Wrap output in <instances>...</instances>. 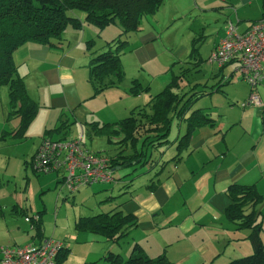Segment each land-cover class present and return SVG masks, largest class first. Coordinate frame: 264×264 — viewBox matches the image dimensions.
Here are the masks:
<instances>
[{
  "label": "crops",
  "instance_id": "crops-1",
  "mask_svg": "<svg viewBox=\"0 0 264 264\" xmlns=\"http://www.w3.org/2000/svg\"><path fill=\"white\" fill-rule=\"evenodd\" d=\"M193 1L204 18L207 14L218 22L213 12L222 16V27L216 29L207 55L224 35L227 20L242 32L261 19L264 12L262 0ZM207 27L209 24H200L204 31ZM153 36L151 32L141 37L144 50L151 57L155 56L153 44L149 43ZM16 60L24 70L20 72L25 75L27 90L31 75L34 73L39 78L35 85L30 81L31 88L37 92L34 98L38 103L44 100L43 108L51 109L57 115V122L63 121L67 111H75L82 102L87 109L92 108L91 102H86L88 95L82 80L74 75L76 59L70 56L68 44L61 48L27 44L17 52ZM238 66L230 62L220 70L216 67L211 75L217 79L216 83L220 81L218 86L221 87L210 89L198 99L197 108H205L212 122L194 131L179 161L173 160L176 135L168 148L153 153L159 160L153 164L158 168L155 173L153 170L146 178L137 176L112 183L114 193L119 192L109 194L106 199L110 201L109 197L114 196V206L120 205L124 212L137 217L136 227L125 238V250L138 243L149 256L165 251L173 264H226L238 256L230 252L223 257L227 244L244 239L243 250L250 252L252 248L247 238L250 230L235 229L224 214L228 204L226 190L235 183L254 186L263 197L257 219L261 223L259 235L264 244V111L252 104L241 106L252 90L238 74ZM255 90L264 106V68ZM140 104L133 101L123 110L128 112L132 106ZM114 116L118 115L109 111L106 122L118 118ZM92 121L96 120L90 119L84 124ZM2 131L5 130L1 128L0 133ZM164 160L167 162L160 167ZM106 248L109 246H105L103 253ZM119 248L117 251L122 252V246ZM109 249L114 251L112 246Z\"/></svg>",
  "mask_w": 264,
  "mask_h": 264
},
{
  "label": "trees",
  "instance_id": "trees-1",
  "mask_svg": "<svg viewBox=\"0 0 264 264\" xmlns=\"http://www.w3.org/2000/svg\"><path fill=\"white\" fill-rule=\"evenodd\" d=\"M164 1L0 0V87H7L8 105L10 107L8 118H18V126L14 131H2L0 138L5 139L7 135L17 139L24 137L40 107L39 103L28 94L24 80L25 75L20 72V64L16 60V54L19 50L31 43L47 48L63 47L67 43L62 34L68 25L75 29H81L83 23H86L98 29H103L108 25L117 24L120 28V33L108 41L105 44L106 46H102L101 49L103 47L105 49L96 55L92 56L97 50L90 51L88 48L92 42L87 40L86 43L88 44L86 48L90 51L87 64L89 69L87 81L94 89L93 94L96 95L106 88L118 87L123 81L124 71L120 55L125 52V49L130 44L124 35L128 36L129 33L139 32L142 27L141 22L143 18L147 19L154 16ZM262 5L264 7V0H262ZM75 11L80 12L79 15L73 14ZM229 24H233L237 29L235 23L227 20L224 35L215 43L211 52L204 59L198 56L199 48L196 45L197 39L200 38L203 42L207 34L191 38V48L188 57L189 59L194 58V62H191L192 60L186 61L193 63L195 67L201 66L204 61L210 65H215L219 70L230 62L238 63V74L251 87V96L253 93H257L255 88L262 79L264 63L258 81L254 85H251L240 71L241 62L238 58L229 59L222 65L216 62H209L212 53L217 51L221 40L226 36ZM248 28L242 32H238L237 30V32L242 34ZM202 30L204 31V29ZM190 69L181 67L179 73L171 75L168 83L160 91L151 95L146 103L132 106L127 116L112 122H103L102 124L97 121L86 124V133L90 139L92 137H104L108 145L113 146L115 153L112 156L104 154L103 151H94L86 148L82 142V137L74 138L80 139L81 146L86 153L91 152L105 156L107 168L112 177V181L105 184L117 182V179L115 180L113 176V172L123 166L135 167L149 164V172L154 170L155 173L158 168H155L156 166L153 167V164L159 160L156 157L154 158L153 152L158 150L162 152L172 143L173 140L168 139V136L174 119L184 122V133L178 135L175 139L177 142L175 155L173 156L174 161H179L182 158V154L188 148L189 139L194 131L198 127L212 122V118L205 112V108H194L192 110L191 108L198 99L208 94L210 89H220L221 86H218L220 81L211 85V88H207L205 82H191L189 81ZM185 78L188 80L183 84ZM186 86L189 90L185 91L184 88ZM147 89L148 86H143L139 81L133 79L131 80L128 93L131 96H138ZM250 96L247 102L241 103V106H245L246 104L256 106L249 102ZM259 108L264 111L263 103ZM190 110L191 112L189 113ZM68 125V122L62 121L60 125L46 129L41 141L46 136L51 137L53 133H59L63 127L65 128ZM61 139L64 138H52V140ZM39 145L31 156L30 164L32 165L36 162L35 157ZM166 162L167 160H164L160 164V167ZM60 169H51L49 171L35 170L40 173L53 171L57 173ZM124 175L126 176L127 174ZM65 179L66 174L64 172L61 181L58 182L63 183L71 193L78 191L83 186L94 184L88 182L78 186L76 189H70L66 185ZM226 196L228 204L224 210L225 217L233 224L235 229L250 230L247 238L252 248L250 254L232 258L226 264H264V244L259 235L261 223L257 219V209L259 204L263 202V197L254 186L236 183L228 186ZM12 208L15 212L17 205H13ZM1 213L2 206L0 204ZM20 214H25V212L23 211ZM262 214L264 216V213ZM25 216V218L29 219L30 229L35 230V235H32V238L36 237V240L32 239L28 242L34 243L40 241L45 236L51 237L45 235L42 229L43 220L41 212L31 216L25 214ZM136 225L137 217L131 212H124L120 208V205H116L105 212L79 217L74 224V228L77 231L99 235L103 243L110 248V244H118L122 239H125ZM54 239L57 240L56 238ZM57 241L61 245L55 255V262L56 264H60L64 258L66 259L69 248L67 245L65 246L64 241ZM109 248H106L100 257L104 261V264H173L165 251L155 256H149L138 243H134L131 246L126 258L122 256L120 251H113Z\"/></svg>",
  "mask_w": 264,
  "mask_h": 264
},
{
  "label": "rangeland",
  "instance_id": "rangeland-1",
  "mask_svg": "<svg viewBox=\"0 0 264 264\" xmlns=\"http://www.w3.org/2000/svg\"><path fill=\"white\" fill-rule=\"evenodd\" d=\"M180 12L182 14H179ZM79 13L73 12L75 15H79ZM213 15L219 18L218 22H214L207 14L204 18V15H201V12L195 7L193 0H165L154 16L147 19L143 18L139 32L129 33L128 36L124 35L130 44L125 52L120 55L124 71L123 81L118 87L106 88L96 95L93 94L94 89L87 81L89 69L86 64L89 61V52L97 50L92 54L94 56L105 49L104 47L101 49V47L106 46L108 41L115 38L120 33V28L117 24L108 25L103 29L86 23H83L81 29H75L68 25L63 31L62 37L68 44L70 56L76 59L73 66L75 67L74 75L77 79L82 80L86 95H88L86 102H91L89 105L94 112L91 113V109H87V105L82 102L75 111H67L63 121L68 122V126L63 127L59 133H53L51 137H46L51 139L64 138L61 140L82 137V142L86 148L103 151L104 154L112 156L115 153L113 146H109L104 137H92L90 139L87 136V128L84 123L90 119L96 121L99 119V123L102 124L106 122L105 119H107L109 111L118 115L114 116L118 117L116 119L127 116L128 112L123 110V107H130L133 101L146 103L151 95L160 91L168 83L171 75L179 73L181 67L191 68L189 81L205 82L207 88H211V85L217 81L215 77L211 76L213 72H216V66L203 61L201 66L195 67L191 63L194 62V58L189 59L188 54L191 48V38L207 34L203 42L202 39H197L196 45L199 48L198 56L202 59L206 57L209 51L208 46L211 47L213 44L216 29L222 27V16L214 12ZM202 22L206 23L207 26L209 24L205 31L200 28ZM210 25L212 26L210 27ZM151 32L154 36L149 43L153 44L154 57L145 52L141 40L142 36ZM87 40L92 42L90 46L86 44ZM86 46L90 51L87 50ZM186 60L192 61L189 63ZM20 69L24 71L22 67ZM207 77L211 78L206 80ZM133 79L139 81L143 86H148L147 90L135 98L126 94L129 92ZM187 80L185 78L183 84ZM30 81L35 85L39 78L33 73ZM30 81L28 94L38 102L34 98L37 94L36 89L31 88ZM187 89L186 86L184 90ZM129 100L131 101L129 102ZM43 101V99L40 100L39 108L41 109L37 112L24 137L17 139L7 135L5 139L0 138V204L2 206L0 246L23 244L36 239V237L32 238V235H35V230L30 229V222L24 218L26 217L25 214L31 216L41 212L42 229L45 235L64 241L69 248L66 259L64 258L60 264H104L100 257L106 244L100 239L101 237L93 233L77 231L74 224L79 217L109 210L114 206L115 198L114 196L109 197L110 201L106 198L109 194H118L119 191L114 193L116 189L112 183H94L71 193L63 183L58 182L64 175V168L57 173L55 171L40 173L34 169L33 165L30 164V159L45 135V130L62 123V121L57 122V115L53 114L51 109L43 108ZM199 104L200 102L197 100L191 110L197 108ZM9 109L7 87L2 86L0 87V130L3 128L6 132L14 131L18 126L17 117L8 118ZM178 122L176 119L173 120L168 139L174 140L176 135L184 133V122L180 121L179 124ZM179 131L180 134H178ZM3 134L5 135L4 132ZM166 154L168 156V152ZM149 171V164L135 167L123 166L117 168L113 172V176L117 181L124 177L128 179L137 176L146 178ZM13 205H17L15 212L12 208ZM23 211L25 214H20ZM241 230L243 232L245 229ZM237 235L239 236V234ZM243 241L245 242V239ZM243 241L227 244L223 257L230 252L238 255L235 257L250 254L252 250L244 252ZM124 242L125 239H122L118 244H110V246L113 247L114 251L122 246V252H120L126 258L130 249L125 250Z\"/></svg>",
  "mask_w": 264,
  "mask_h": 264
},
{
  "label": "built area",
  "instance_id": "built-area-1",
  "mask_svg": "<svg viewBox=\"0 0 264 264\" xmlns=\"http://www.w3.org/2000/svg\"><path fill=\"white\" fill-rule=\"evenodd\" d=\"M238 58L240 71L245 79L254 85L264 63V17L254 22L242 34L233 24H229L226 36L221 40L209 62L222 65L225 61ZM249 102L261 107L257 93H253ZM34 169L49 171L65 169V183L70 189H76L85 183H107L112 181L104 155L86 153L80 139L52 140L44 138L35 157ZM28 221V218H25ZM61 243L52 237H43L38 242L0 246V264H56L55 255Z\"/></svg>",
  "mask_w": 264,
  "mask_h": 264
}]
</instances>
